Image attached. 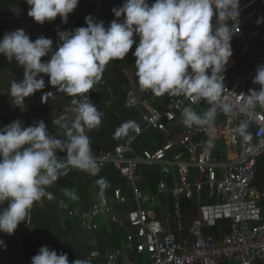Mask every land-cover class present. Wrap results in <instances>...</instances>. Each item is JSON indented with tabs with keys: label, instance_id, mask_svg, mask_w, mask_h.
I'll return each mask as SVG.
<instances>
[{
	"label": "clouds",
	"instance_id": "clouds-1",
	"mask_svg": "<svg viewBox=\"0 0 264 264\" xmlns=\"http://www.w3.org/2000/svg\"><path fill=\"white\" fill-rule=\"evenodd\" d=\"M26 3L30 6L27 14L35 22L42 25L59 16L66 24L79 0ZM239 5L240 0H154L151 6L147 0H124L122 6L112 9L116 19L107 27L103 21L86 16V27L57 29L56 50L50 38L40 36L32 41L23 29L6 32L0 39V54L23 69L22 80L13 81L8 92L13 105L20 107L26 97L44 89L41 74L49 77V84L58 92L79 99L72 101L75 116L70 122L64 117L56 121L66 130L63 139L50 135L42 120L27 127L15 120L0 128V233L12 235L34 204H42L44 198L54 199L47 189L71 169L99 174L86 131L99 126L103 114L86 94L99 81L105 66L123 60L134 43L132 55L141 91L150 90L158 97L168 94L206 101L203 115L191 107L183 108L181 122L186 127L211 123L218 109L232 112L233 104L220 101L222 73L233 55L231 40L240 16ZM261 23L264 17L257 19V24ZM134 36L139 37L138 43ZM45 56L50 59L42 62ZM253 83L260 87L249 90L245 110L264 107V63L257 65ZM52 95L45 93L42 99ZM132 103L130 100L126 107ZM137 127L134 121L124 122L116 128L114 138ZM247 128V122H242L236 129L244 141L252 139ZM207 145L212 147L213 141L209 139ZM57 152L66 156L60 158ZM96 183L102 199L108 182L101 177ZM64 191L71 200L79 199L75 191ZM61 206L66 207L63 202ZM0 246L6 247L3 240ZM31 264H69V260L67 254L58 255L56 250L43 246L31 258ZM72 264L88 261L76 259Z\"/></svg>",
	"mask_w": 264,
	"mask_h": 264
},
{
	"label": "built area",
	"instance_id": "built-area-1",
	"mask_svg": "<svg viewBox=\"0 0 264 264\" xmlns=\"http://www.w3.org/2000/svg\"><path fill=\"white\" fill-rule=\"evenodd\" d=\"M147 3L151 6L154 0ZM244 16L240 9L231 43L242 33L255 38L262 31L258 26L244 28ZM250 64L233 77L229 76L230 64L222 73L224 88L220 102L233 104L232 112L218 109L214 120L202 126L189 128L179 124L172 139L152 149L137 148V138L143 132L156 129L168 133L184 106L208 105L204 100L170 96L164 106L157 107L147 103L136 86L123 89L126 103L133 101L129 107L139 115V121H134L138 127L130 129L123 142L99 150L95 157L99 167L115 164L119 175L126 180L130 195L116 187L112 202L103 196L88 207L70 208L67 216L77 217L87 233L99 230L110 233L128 227L126 247L110 248L101 255L97 239L92 236L86 239L92 246L86 257L88 264H96L97 259L103 264H221L223 261L254 264L257 260L264 264V213L260 205L263 194L252 184L258 158L264 154V108L244 109L249 90L260 87L253 83L257 65L246 71ZM242 122L248 124L250 141H244L236 132ZM209 139L213 141L212 147L207 145ZM218 140L233 149L231 156H215L214 145ZM57 156L62 158L66 154L57 152ZM141 165H157L163 174L172 176L173 186L161 179L155 192L143 193L136 186ZM168 192L176 197L173 215L178 219V229L185 231L181 239H177L175 230L165 220L172 214L165 210V214L159 215L156 210V202ZM203 195L214 201L202 204ZM182 196L194 197L199 206L198 217L190 223L185 222L179 209ZM121 204L124 210H117L116 205ZM223 219L228 220L226 227L216 234H203L204 226L213 228ZM104 242L109 243L107 238ZM62 253L63 248L59 247L57 254ZM133 255L141 260L133 259Z\"/></svg>",
	"mask_w": 264,
	"mask_h": 264
},
{
	"label": "trees",
	"instance_id": "trees-1",
	"mask_svg": "<svg viewBox=\"0 0 264 264\" xmlns=\"http://www.w3.org/2000/svg\"><path fill=\"white\" fill-rule=\"evenodd\" d=\"M242 1L244 2H241L240 5L246 4L250 0ZM123 3L124 0H79L78 6L68 15L66 24L62 23L61 18L57 16L60 19V24L52 31V34L46 38L52 39L53 50H56V46L59 43L57 29L60 31H72L79 27H86V16H92L97 22L103 21L105 27H107L112 20L116 19L112 9L114 7L119 8ZM12 6H17L22 9L30 8V6L27 5L26 0H0V18L5 17L7 10ZM261 17H264V0H259L254 5L250 6L243 19L244 28L249 29L258 26L262 29L261 33L255 38H249L246 33H242L231 43L233 52L231 57L235 60V64L230 69V77H233L235 74L243 70L249 63L259 65L264 62V23L257 24V19ZM120 19L122 20L123 17ZM214 22L215 17H213V23ZM5 33L6 31L0 28V39H3ZM134 39L136 40V43L139 42V37L134 36ZM135 48L136 44L134 43L123 60L117 59L110 61L109 64L105 66L99 81L94 84L93 89L86 94L103 114L101 124L95 128L94 133L88 135L94 155L103 148H110L114 144L124 141V137L123 139L121 137L114 138L116 128L122 123L126 120L139 121L138 113L129 106L126 107L127 103L124 99L123 89L130 86L131 81L130 78L124 74V70L128 69L131 71V78L135 86L150 103L157 107H162L166 102V99L170 97L168 94H164L165 99H158L150 90L141 91L139 89L135 68L136 58L132 55ZM48 59H50L49 56L41 58L42 62L47 61ZM0 69L6 74H10L18 82L23 78V69L19 67L15 61L9 63L7 58L2 54H0ZM43 79L45 80L44 89L38 90L33 95L25 98L24 104L22 105L21 119L32 120L34 122L43 120L45 115L52 108L54 98L59 105L70 98L79 99V97H69L62 92H58L55 87L49 84V77L46 75L43 76ZM106 82H108V84H106ZM48 92H52L54 95L45 96L42 99L44 94ZM4 95L7 96V94ZM185 107H191L198 114L206 109L202 104L187 105L184 106V108ZM15 110L18 111L19 107L15 106ZM182 110L178 112V117L174 121L175 126L182 124ZM6 114L5 112H0V128L6 126L3 123V121H8L5 119ZM14 115L15 113L13 112L12 116ZM148 131L143 132L137 138L136 146L138 149H152L170 138L167 135H163L159 130L151 129V131ZM215 146L216 144L214 145V154L217 157L223 156L225 150L224 143H217V150ZM260 160H262L263 165L258 166V161ZM258 161L256 170L258 166V170L261 172L260 175H264V154L259 156ZM137 174L139 178L136 181V186L143 193L155 192L156 185L161 179H166L169 187L173 186L172 176L161 173L157 165H141L138 168ZM101 177L105 178L109 185L104 190L103 194L107 201L112 202L113 190L116 187H120L123 194L130 195V189L127 186L126 180L119 175L118 168L113 163L100 167V172L96 176L89 175L88 173L77 169H71L66 177L59 178L54 185L47 189V191L53 194L54 199L48 200L47 198H44L42 204L36 203L30 210V225L33 227V230L27 235L26 240L29 241L28 246L33 247L30 251L31 258L36 255L39 249L43 246H47L50 250L57 251V247L62 244L65 245L64 253L67 254L69 263L76 259L86 260L92 246L88 245L85 239L78 240L79 238L75 237L74 234L69 231V228H72L77 233L79 230L83 229L78 218H75L73 223L70 222L68 218L62 222L60 219L64 217V214H67V210L70 208H85L94 200H99L101 198L100 195H98L100 193V188L96 183ZM65 189L75 191L79 199L71 200L70 197L65 195ZM93 197L94 199H92ZM162 199L167 203V208L173 215L176 197L171 192H168L162 197ZM179 201V209L183 214L186 223H190L194 218L198 217L199 206L194 197L187 198L182 196L179 198ZM213 201L214 199L205 198L203 195L201 203L205 204ZM62 202L66 207L61 206ZM6 206L7 204L4 205V207ZM115 208L120 211L124 210L122 204L116 205ZM159 208L160 206L157 205L156 210L158 213ZM23 223L24 221H22L18 227ZM227 225V219L219 220L217 225L213 228L204 226L202 232L203 234H216L217 230H222ZM65 228H67V230H65ZM126 228L128 227L114 229L110 233H107L104 230H99L94 233L97 237V247L101 255L110 248L121 247L124 249L126 247ZM175 233L177 239H180L181 236H179V233L176 232V230ZM105 238H107L109 244L104 242ZM13 239L15 241V248L17 244L16 237H13ZM133 259L137 261L141 260L137 255H133ZM28 262L29 261H25L24 264H27ZM95 263L103 264L100 259H97ZM221 264L234 263L223 261ZM260 264L262 263L260 262Z\"/></svg>",
	"mask_w": 264,
	"mask_h": 264
},
{
	"label": "rangeland",
	"instance_id": "rangeland-1",
	"mask_svg": "<svg viewBox=\"0 0 264 264\" xmlns=\"http://www.w3.org/2000/svg\"><path fill=\"white\" fill-rule=\"evenodd\" d=\"M258 1L259 0H250L246 4L239 5V7L244 14V12L246 13L250 6L254 5ZM241 2L244 1L240 0V3ZM29 9H22L17 6L10 7L6 12L5 17L0 18V28L4 29L6 32H12L17 29H23L25 33L30 37V39L35 41L40 36H44L45 38L50 36L52 34V31L59 26L60 19L58 17L54 21H46L42 25L35 22L27 14ZM130 72L131 71L128 69L124 70V74L127 77L131 78ZM41 75L44 76L43 74ZM13 81L16 80L10 74H6L0 69V112H5V114L7 113L5 119L8 120L3 121V123L7 126L15 120H20L25 127L31 126L35 122L32 120L21 119L22 105L19 107V110L16 111L15 106L12 103V98L8 94L10 85ZM106 84H108V82H106ZM4 94H7V96H5ZM73 100V98H70L65 102H62L61 105H59L54 98L52 108L42 120L46 124L48 133L50 135L59 136L61 139L65 137L66 130L61 128L56 123V121L59 120L61 117H64L68 122H70L74 118L75 113L73 112V108L75 107V105L72 103ZM13 112L15 113L14 116H12ZM94 131L95 128L86 131V134L91 135L92 133H94ZM92 199H94V197ZM7 257V262H0V264H18L17 255H8Z\"/></svg>",
	"mask_w": 264,
	"mask_h": 264
},
{
	"label": "crops",
	"instance_id": "crops-1",
	"mask_svg": "<svg viewBox=\"0 0 264 264\" xmlns=\"http://www.w3.org/2000/svg\"><path fill=\"white\" fill-rule=\"evenodd\" d=\"M228 64H230V65H234L235 64V60L232 58V57H230V59H229V62H228ZM131 73V72H130ZM128 78H130V77H128ZM130 81H131V85H134L135 86V84H134V82H133V80H132V78H130ZM141 94V93H140ZM142 95V94H141ZM142 97H143V95H142ZM144 98V97H143ZM156 98H158V99H165V96L163 95V96H156ZM169 98V97H168ZM145 99V98H144ZM146 100V102L147 103H149V104H152V103H150L147 99H145ZM166 101H167V99H166ZM166 103V102H165ZM164 103V104H165ZM152 105H154V104H152ZM203 105V104H202ZM156 106V105H155ZM164 106V105H163ZM187 106V105H186ZM204 107V106H203ZM258 107H260V106H258ZM207 108V107H206ZM262 108H264V107H262ZM204 111V110H203ZM202 111V112H203ZM136 112V111H135ZM201 112V113H202ZM200 113V114H201ZM177 117H178V114H177ZM177 119V118H176ZM127 121H131V120H126L125 122H127ZM176 127L177 126H175L174 124H173V126H171L170 127V129H171V131H169L168 133H163V135H167V136H169L170 138L168 139V140H170V139H172V137L177 133V131H175L176 130ZM151 131V129H147V131ZM152 130H156V129H152ZM148 131V132H149ZM126 136V135H125ZM125 136H121V138L123 139V137H125ZM167 140V141H168ZM151 142H152V140H151ZM224 143L223 141H221V140H218V141H216L215 142V144H216V150H217V143ZM224 148H225V150H224V155L223 156H221V157H225L226 155H228V156H231L232 155V152H233V149L232 148H227L226 147V145L224 144ZM176 149H178V147L177 148H174V151L176 150ZM177 151V150H176ZM216 156V155H215ZM259 165H263V163H262V160H260V161H258V166ZM258 166H257V170H256V174H255V177H254V179H253V182H252V184H253V186L261 193V194H263V196L261 197V199H260V205H261V208H262V211H263V213H264V175L262 174V175H260V171L258 170ZM161 172V171H160ZM162 173V172H161ZM165 175H168V174H165ZM164 180H166V179H164ZM96 194H97V191H96ZM99 195V194H98ZM104 196V195H103ZM163 197V196H162ZM162 197L160 198V199H158V201L156 202V204L157 205H159L160 206V208H159V215L162 213V214H165V210L166 211H168V212H170L169 210H168V206H167V203L162 199ZM206 198V197H205ZM103 199V198H102ZM99 200H101V198L99 199ZM95 201V200H94ZM81 209V208H80ZM67 212H68V210H67ZM30 212L28 213V215L25 217V220H24V223L21 225V226H19V227H17V229L15 230V232L12 234V235H5V233H0V240H3L4 241V244L6 245V247H3V246H0V262H7V259H8V255H17L18 256V264H24V262L25 261H29L27 264H31V250L33 249V247L32 246H28V244H29V241H27L26 240V238H27V235L30 233V232H32V230H33V227L30 225ZM66 218H68L69 220H70V222H74V219L75 218H77V217H69V216H67V214H64V217H62L60 220H61V222L62 221H65L66 220ZM79 220V219H78ZM165 220H167V223H168V225L173 229V230H176V232H178L179 233V236H181L180 237V239L181 238H183L184 236H185V231L184 230H182V229H178V219H177V217L176 216H174V215H172L171 217H167V218H165ZM79 222H80V220H79ZM80 225H81V222H80ZM63 226V225H62ZM82 226V225H81ZM83 228V227H82ZM84 229V228H83ZM83 229L82 230H76V231H78L77 233L72 229V228H69V231L72 233V234H74V236L75 237H77V238H79L78 240H88L89 238H92V236H95L94 235V233L96 232H92V233H87L85 230L83 231ZM65 230H67V228H65ZM69 236H71V235H69ZM69 236H68V238H69ZM13 237H16V242H17V244H16V247L14 248V244H15V241H14V239H13ZM96 237V236H95ZM96 239H97V237H96ZM22 242H23V244H22ZM109 244V243H108ZM64 246L65 245H62V244H60L57 248H59V247H62L63 248V251H64ZM65 252V251H64ZM69 264H72V262L71 263H69ZM254 264H260V262L257 260V261H255V263Z\"/></svg>",
	"mask_w": 264,
	"mask_h": 264
},
{
	"label": "water",
	"instance_id": "water-1",
	"mask_svg": "<svg viewBox=\"0 0 264 264\" xmlns=\"http://www.w3.org/2000/svg\"><path fill=\"white\" fill-rule=\"evenodd\" d=\"M246 14V13H245ZM254 66H256V64H254V63H251L250 64V67L246 70V71H249L251 68H253Z\"/></svg>",
	"mask_w": 264,
	"mask_h": 264
}]
</instances>
